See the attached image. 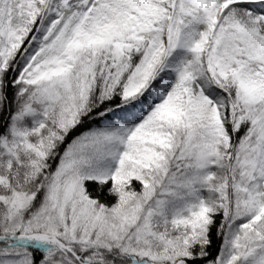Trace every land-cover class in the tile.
Segmentation results:
<instances>
[{"label":"snow or ice","instance_id":"1","mask_svg":"<svg viewBox=\"0 0 264 264\" xmlns=\"http://www.w3.org/2000/svg\"><path fill=\"white\" fill-rule=\"evenodd\" d=\"M0 264H264V0H0Z\"/></svg>","mask_w":264,"mask_h":264}]
</instances>
